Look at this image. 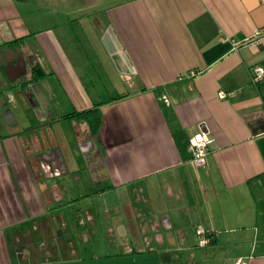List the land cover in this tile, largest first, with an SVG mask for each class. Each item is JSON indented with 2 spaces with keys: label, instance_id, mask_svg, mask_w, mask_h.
Returning a JSON list of instances; mask_svg holds the SVG:
<instances>
[{
  "label": "crops",
  "instance_id": "crops-1",
  "mask_svg": "<svg viewBox=\"0 0 264 264\" xmlns=\"http://www.w3.org/2000/svg\"><path fill=\"white\" fill-rule=\"evenodd\" d=\"M20 56L42 70L36 91L30 75L5 74ZM255 67L264 0H0V259L52 236V213L90 201L123 237L167 232L166 246L126 250L135 262L264 264ZM203 125L215 142L195 168L189 139ZM199 231L213 243L198 247Z\"/></svg>",
  "mask_w": 264,
  "mask_h": 264
},
{
  "label": "rangeland",
  "instance_id": "rangeland-1",
  "mask_svg": "<svg viewBox=\"0 0 264 264\" xmlns=\"http://www.w3.org/2000/svg\"><path fill=\"white\" fill-rule=\"evenodd\" d=\"M32 117L36 118L34 113H32ZM82 175L84 179L81 177L80 181L87 185L82 192L86 193L87 189L92 192L87 173L84 172ZM98 213L100 212H95L90 201L80 202L72 208L67 207L52 213L49 215L52 222V236L36 239L32 244H28L27 246L31 249L28 260L21 261L18 254L12 252L8 258L0 259V264H82L79 262L81 259L74 260L73 256L83 258L85 261L92 259L86 264H155L151 258L140 263L123 254L129 248L140 250L144 247L161 248L166 246L165 239L159 237L166 235L165 230L135 227L129 228L130 235L123 237L118 223L106 220L98 221V217L101 216ZM38 249L48 251L47 256L37 253ZM202 251H206V249ZM162 256H165L162 259V264H172L174 259L178 264H188L189 262L188 257L185 259L169 254Z\"/></svg>",
  "mask_w": 264,
  "mask_h": 264
},
{
  "label": "built area",
  "instance_id": "built-area-1",
  "mask_svg": "<svg viewBox=\"0 0 264 264\" xmlns=\"http://www.w3.org/2000/svg\"><path fill=\"white\" fill-rule=\"evenodd\" d=\"M262 31L257 32L260 35ZM264 77V69L262 67H255L252 75V82L257 85ZM220 98H225L224 93H220ZM215 139L212 137L211 132L206 126H201L200 131L192 135L189 139V151L192 158L191 163L195 168H201L207 165L208 157L210 154L211 146L214 144ZM211 244V238L202 231L198 232V247L205 248ZM236 264H244L242 259H239Z\"/></svg>",
  "mask_w": 264,
  "mask_h": 264
},
{
  "label": "flooded vegetation",
  "instance_id": "flooded-vegetation-1",
  "mask_svg": "<svg viewBox=\"0 0 264 264\" xmlns=\"http://www.w3.org/2000/svg\"><path fill=\"white\" fill-rule=\"evenodd\" d=\"M19 59L14 64H12L9 67L4 69L5 74L7 75L8 78L14 79L17 76H19L20 73H22L23 70L21 69L20 66L14 68V66L18 63ZM41 74H42V71L39 70V68H37L36 66L31 68V72L29 74V70H28V68L26 66V74L24 76L20 77V79L21 78H27V76L30 75L32 77V81L31 82L33 84V82L37 83L39 81V78H40ZM20 79H18V80H20ZM34 84H33L32 88H33V91H36L34 89V86H35ZM86 134L93 135V133L91 132V129H90L88 124H87ZM27 245L28 244H26V243L17 245L15 252L18 254L19 258L25 259L26 256L28 257L26 260H28L30 258L31 249ZM27 251H28V253H27ZM36 252L41 254V255H44V256H47V253H48V251H46L44 249H42V250L39 249V251H36Z\"/></svg>",
  "mask_w": 264,
  "mask_h": 264
},
{
  "label": "trees",
  "instance_id": "trees-1",
  "mask_svg": "<svg viewBox=\"0 0 264 264\" xmlns=\"http://www.w3.org/2000/svg\"><path fill=\"white\" fill-rule=\"evenodd\" d=\"M40 76H42V74ZM82 118L85 119V122L89 125L93 135H96L99 132L101 126V120L98 117H96L95 112H87L86 114L82 115ZM212 243L213 242L211 241V244Z\"/></svg>",
  "mask_w": 264,
  "mask_h": 264
},
{
  "label": "water",
  "instance_id": "water-1",
  "mask_svg": "<svg viewBox=\"0 0 264 264\" xmlns=\"http://www.w3.org/2000/svg\"><path fill=\"white\" fill-rule=\"evenodd\" d=\"M18 66H20L21 69H22L23 71H22V73H20L19 76H17L16 78H14V79L9 78L11 81L18 80V79H20V77H22V76H24V75L26 74V65H25V61L23 60V58H20V59H19L18 63L14 66V68H16V67H18ZM39 88H40V87H39ZM40 92L42 93L41 88H40ZM41 93H40V94H41ZM42 94H44V93H42ZM37 95H38V97H39V93H38V92H37ZM43 96H44V95H43ZM45 99L47 100L46 96H45ZM47 106H48V105H47ZM44 168H45V167H44ZM48 169H50V168H48ZM45 170H46V168H45ZM27 253H28V251H27ZM27 258H28V257L26 256L25 259H22V258H20V259H21V261H25Z\"/></svg>",
  "mask_w": 264,
  "mask_h": 264
}]
</instances>
